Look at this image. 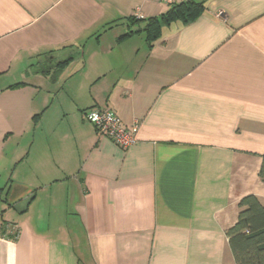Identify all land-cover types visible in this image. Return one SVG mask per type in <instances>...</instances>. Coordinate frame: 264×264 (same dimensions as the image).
<instances>
[{"label": "crops", "instance_id": "crops-1", "mask_svg": "<svg viewBox=\"0 0 264 264\" xmlns=\"http://www.w3.org/2000/svg\"><path fill=\"white\" fill-rule=\"evenodd\" d=\"M189 1L149 42L158 0H0V264L234 263L238 203L264 202V0Z\"/></svg>", "mask_w": 264, "mask_h": 264}, {"label": "trees", "instance_id": "trees-1", "mask_svg": "<svg viewBox=\"0 0 264 264\" xmlns=\"http://www.w3.org/2000/svg\"><path fill=\"white\" fill-rule=\"evenodd\" d=\"M203 9L201 2L184 0L170 4L169 8L158 16L150 17L142 29L147 41L152 42L161 34V28L171 22L182 24L193 21ZM131 23L135 18L127 17ZM137 31V30H136ZM132 33L124 32L118 39ZM68 60L58 63L62 67ZM23 83L18 82L6 88H14ZM3 89L0 87V92ZM259 177L264 182V151L261 155ZM227 242L233 256V264H264V202L255 195H246L238 203V215L235 223L226 231Z\"/></svg>", "mask_w": 264, "mask_h": 264}, {"label": "built area", "instance_id": "built-area-1", "mask_svg": "<svg viewBox=\"0 0 264 264\" xmlns=\"http://www.w3.org/2000/svg\"><path fill=\"white\" fill-rule=\"evenodd\" d=\"M162 4L170 5L184 0H158ZM83 116L95 129L99 136L111 139L117 146L126 149L137 140L139 122L125 124L108 108L91 107L83 111Z\"/></svg>", "mask_w": 264, "mask_h": 264}]
</instances>
